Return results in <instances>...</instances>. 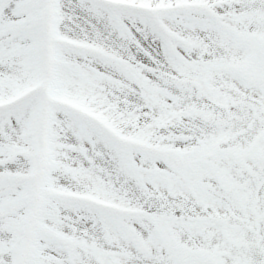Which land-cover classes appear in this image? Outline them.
Masks as SVG:
<instances>
[{"label":"snow or ice","instance_id":"snow-or-ice-1","mask_svg":"<svg viewBox=\"0 0 264 264\" xmlns=\"http://www.w3.org/2000/svg\"><path fill=\"white\" fill-rule=\"evenodd\" d=\"M0 264H264V0H0Z\"/></svg>","mask_w":264,"mask_h":264}]
</instances>
